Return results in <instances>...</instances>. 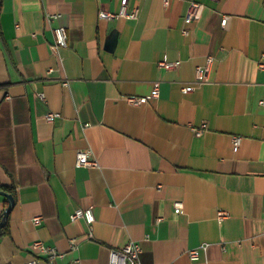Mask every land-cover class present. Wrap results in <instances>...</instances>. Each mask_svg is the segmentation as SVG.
Listing matches in <instances>:
<instances>
[{"label": "crops", "instance_id": "0c3cea01", "mask_svg": "<svg viewBox=\"0 0 264 264\" xmlns=\"http://www.w3.org/2000/svg\"><path fill=\"white\" fill-rule=\"evenodd\" d=\"M121 2L0 0V185L15 201L0 264H108L129 241L144 264H264V0H127L136 17H98ZM57 25L68 45L53 49ZM78 149L98 166L76 165ZM89 206L90 226L70 218Z\"/></svg>", "mask_w": 264, "mask_h": 264}, {"label": "built area", "instance_id": "2783aa9c", "mask_svg": "<svg viewBox=\"0 0 264 264\" xmlns=\"http://www.w3.org/2000/svg\"><path fill=\"white\" fill-rule=\"evenodd\" d=\"M126 1L122 0L121 7L118 12L110 11L106 8H99L98 10V17L101 19H113L119 16H123L126 18H134L136 17L137 13L136 11L128 12L126 10ZM167 0H164L166 2ZM200 3L196 1H190L189 6L187 8L186 14L184 16L185 21H189L190 19L194 18L198 12V9L200 7ZM228 16L223 15L221 18V24L223 26L226 25ZM53 42H52V48L53 49H60L64 48L68 45V33L67 29L63 25H57L53 29ZM184 33H186V30H183ZM211 57L207 58V63L204 66H197L196 67V82L201 83L204 81H207V71H208V63L211 61ZM158 65L160 67H163L165 69H172L177 66L176 62L172 61H159ZM66 84V82H63ZM193 88V85H185L182 87V90L184 92L189 91ZM158 92V83H156L153 91V95H157ZM40 97H43L42 94H40ZM127 101L132 104H140L144 101H146V97H137V96H127ZM260 103L264 104V100H260ZM56 116H59L58 112H48L46 113L45 117L48 121L53 120ZM192 131L195 135L201 134L206 129V123H201L197 126H191ZM232 144L233 147H238L241 136L240 135H232ZM75 162L78 166H85V167H97L98 162L95 158L90 156V153L86 149H78L76 151L75 155ZM173 209L175 212L179 213L183 209V202L181 200H175L173 202ZM227 215V212L222 209H218L217 211V218L221 219ZM70 218L72 220L74 219H83L89 226L94 220V215L92 208L89 207H78L76 208L71 214ZM32 221L34 224H40L41 223V217L39 215H36L32 218ZM76 239H72V245L75 244ZM32 246L37 248V250L43 254L46 255L48 258H54V257H61L62 254L59 253L54 247L46 245L41 240H35L32 242ZM207 243H201L197 247L191 248L187 251V255L191 260H196L200 256V250L206 249ZM141 252V247L138 242L136 241H129L127 244H125L121 249H111L109 251V257H108V264H144L140 261L139 255ZM35 259H31L28 261L27 264H34ZM162 264H173L171 262L162 263Z\"/></svg>", "mask_w": 264, "mask_h": 264}, {"label": "water", "instance_id": "95a60500", "mask_svg": "<svg viewBox=\"0 0 264 264\" xmlns=\"http://www.w3.org/2000/svg\"><path fill=\"white\" fill-rule=\"evenodd\" d=\"M0 194L3 195L4 197H6V199H7V205L2 211V215H1V219H0V228H1V226L5 223L8 215H9V212L12 209L15 201H14V197L12 196L11 193H8V192L0 189Z\"/></svg>", "mask_w": 264, "mask_h": 264}, {"label": "trees", "instance_id": "16d2710c", "mask_svg": "<svg viewBox=\"0 0 264 264\" xmlns=\"http://www.w3.org/2000/svg\"><path fill=\"white\" fill-rule=\"evenodd\" d=\"M0 189L8 191V193L10 192V193H12V195H14V192H13V190L11 188H8L6 186L0 185ZM5 226H6V223L2 226V230L5 228Z\"/></svg>", "mask_w": 264, "mask_h": 264}]
</instances>
